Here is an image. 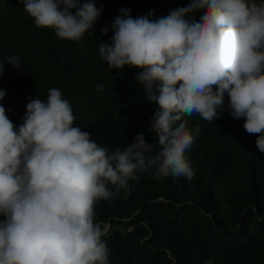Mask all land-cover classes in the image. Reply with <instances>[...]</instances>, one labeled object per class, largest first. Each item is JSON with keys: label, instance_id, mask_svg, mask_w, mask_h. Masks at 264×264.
<instances>
[{"label": "clouds", "instance_id": "clouds-1", "mask_svg": "<svg viewBox=\"0 0 264 264\" xmlns=\"http://www.w3.org/2000/svg\"><path fill=\"white\" fill-rule=\"evenodd\" d=\"M18 2L37 28L72 41L92 35L102 13L96 0ZM130 11L118 9L99 56L109 69H138L135 79L156 105L150 128L158 144L146 143L144 133L123 148L97 144L75 126L71 103L57 88L46 100L30 97L18 126L0 104V264H109L95 205L121 190L130 194L137 173L191 180L187 153L200 128L191 129L186 117L212 123L226 108L233 119L244 118L264 153V0H189L158 19ZM5 64L22 65L16 55L0 59V76ZM5 95L0 88V100Z\"/></svg>", "mask_w": 264, "mask_h": 264}, {"label": "trees", "instance_id": "trees-1", "mask_svg": "<svg viewBox=\"0 0 264 264\" xmlns=\"http://www.w3.org/2000/svg\"><path fill=\"white\" fill-rule=\"evenodd\" d=\"M188 3L96 0L102 13L93 34L72 41L37 28L18 0H0V59L16 55L22 64L15 69L5 64L0 88L6 95L0 104L18 126L30 97L46 100L49 89L57 88L71 103L75 126L97 144L123 148L138 133H144L146 143L158 144L150 128L156 105L135 79L138 69H109L99 46L110 43L121 7L133 18L152 11L158 19ZM200 14L195 13L197 19ZM105 27L108 32L102 34ZM98 84L103 91L96 90ZM186 119L191 129L200 128L187 153L191 180H156L153 170L137 173L141 179L129 181L130 194L121 190L114 200L95 205L96 222L102 229L109 225L103 236L109 264H264V153L256 146L257 136L245 131L244 118L233 119L226 108L212 123L198 115Z\"/></svg>", "mask_w": 264, "mask_h": 264}, {"label": "rangeland", "instance_id": "rangeland-1", "mask_svg": "<svg viewBox=\"0 0 264 264\" xmlns=\"http://www.w3.org/2000/svg\"><path fill=\"white\" fill-rule=\"evenodd\" d=\"M108 227H109V225H108V224L104 225V228H103V230L106 232V231H107V229H108Z\"/></svg>", "mask_w": 264, "mask_h": 264}, {"label": "water", "instance_id": "water-1", "mask_svg": "<svg viewBox=\"0 0 264 264\" xmlns=\"http://www.w3.org/2000/svg\"><path fill=\"white\" fill-rule=\"evenodd\" d=\"M103 230V229H102ZM104 231V230H103ZM104 233H105V231H104Z\"/></svg>", "mask_w": 264, "mask_h": 264}]
</instances>
